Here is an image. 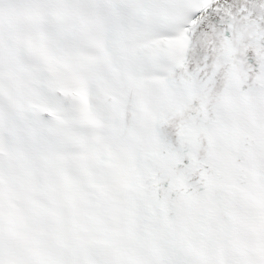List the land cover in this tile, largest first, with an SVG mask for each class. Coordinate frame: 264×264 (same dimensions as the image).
<instances>
[{
  "label": "snow or ice",
  "instance_id": "1",
  "mask_svg": "<svg viewBox=\"0 0 264 264\" xmlns=\"http://www.w3.org/2000/svg\"><path fill=\"white\" fill-rule=\"evenodd\" d=\"M0 264H264V0H0Z\"/></svg>",
  "mask_w": 264,
  "mask_h": 264
}]
</instances>
